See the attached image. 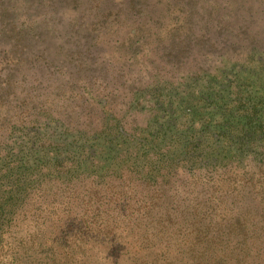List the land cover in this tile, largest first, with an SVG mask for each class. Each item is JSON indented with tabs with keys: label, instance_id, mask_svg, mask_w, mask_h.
I'll return each instance as SVG.
<instances>
[{
	"label": "trees",
	"instance_id": "trees-1",
	"mask_svg": "<svg viewBox=\"0 0 264 264\" xmlns=\"http://www.w3.org/2000/svg\"><path fill=\"white\" fill-rule=\"evenodd\" d=\"M147 1L118 0L112 21L98 8L87 26L98 53L82 72L34 48L40 16L81 0H0V39L11 43L0 47V240L24 203L55 204L54 186L113 187L127 200L165 196L183 176L264 177V42L250 32L252 8L171 0L180 14L164 24Z\"/></svg>",
	"mask_w": 264,
	"mask_h": 264
},
{
	"label": "rangeland",
	"instance_id": "rangeland-1",
	"mask_svg": "<svg viewBox=\"0 0 264 264\" xmlns=\"http://www.w3.org/2000/svg\"><path fill=\"white\" fill-rule=\"evenodd\" d=\"M230 1L236 7L245 4L243 11L252 8V30L264 42V0ZM81 2L64 15V28L82 20L84 36L91 33L89 23L99 18L94 16L98 8L99 15L112 11V21L121 6L118 0ZM92 2L100 6L89 11ZM170 2L148 0L147 4L153 16L162 12L167 24L180 14L176 7L168 9ZM197 4V8L208 7L205 0ZM82 36L77 45L45 35L50 59L63 62L67 71H76L80 63L83 72L92 64L86 51L94 41L87 44ZM96 49L91 48L90 55L95 56ZM80 55L83 60L77 58ZM21 91L17 87L18 100ZM174 186L177 189L165 196L150 190L133 193L134 198L127 200L119 199L113 187L94 195L90 186L80 182L68 188L54 186L48 192L58 196L55 204L28 201L15 221L6 222L1 230L0 264H264V177L258 174L250 180L243 171L230 170L214 179L183 176Z\"/></svg>",
	"mask_w": 264,
	"mask_h": 264
},
{
	"label": "water",
	"instance_id": "water-1",
	"mask_svg": "<svg viewBox=\"0 0 264 264\" xmlns=\"http://www.w3.org/2000/svg\"><path fill=\"white\" fill-rule=\"evenodd\" d=\"M184 3H190L193 4L195 3L197 0H182ZM19 10V9H18ZM82 10L80 9V12ZM199 11L202 12L201 9H199ZM254 12V11H253ZM65 16H62L60 13H56L54 15H50V14H42L39 18L40 20V26H41V30H42V41L37 42L36 44H34V48L37 52H42V51H46L47 46L45 43V38L44 36L46 35L47 37H50L51 39H55L56 41H60L62 43L65 42H70L72 44H77L80 41L79 40V36L83 35L82 37L86 36L87 39V44H89V42L92 41V34L88 33L87 35L84 36V29L83 26L81 25L82 20H73L71 22L68 23V28H64V23L66 21V19L64 18ZM245 17L248 18V20L250 21V23H253L254 19H255V12L254 13H249L246 12ZM21 14L20 13H16V12H12V14L10 15V22L11 24L18 28L21 25ZM206 20H203V22H205ZM202 23L198 26V29L202 28ZM250 32L252 34H254L253 30H252V26H250ZM11 45V43H9L8 41H6L5 39H0V47L2 48H9ZM88 54H90L89 48L86 51ZM48 54V53H47ZM87 54V55H88ZM89 56V55H88ZM87 56V57H88ZM48 57L50 58V56L48 55ZM83 55L79 56V59L83 60ZM56 64L62 65V66H66L63 64V62L60 61H55L53 60ZM16 71V68L14 66H9L6 70L5 73L6 74H12Z\"/></svg>",
	"mask_w": 264,
	"mask_h": 264
}]
</instances>
